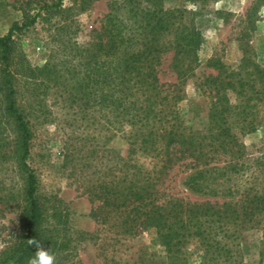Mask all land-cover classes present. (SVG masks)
Returning <instances> with one entry per match:
<instances>
[{
    "label": "trees",
    "instance_id": "trees-1",
    "mask_svg": "<svg viewBox=\"0 0 264 264\" xmlns=\"http://www.w3.org/2000/svg\"><path fill=\"white\" fill-rule=\"evenodd\" d=\"M133 1L109 0L98 24L89 27L88 41L64 47L80 66L72 71L77 79L72 100L80 102L82 111L97 110L106 129L156 159L152 168H145L106 150L104 168L93 171L86 183L87 198L94 204L91 215L97 230L123 237L154 228L166 264H188L190 243L201 252L199 264H213L232 251L228 239L264 217V173L260 189L249 188L239 198L224 201L175 194L167 180L175 168L190 169L186 187L198 191L218 162L233 167L244 157L242 135L264 124V61L257 60L247 24L237 36L239 61H207L210 71L197 83L207 102L206 121L194 126L179 103L184 82L198 64L199 28L186 20V9L141 7ZM65 2L85 8L84 0L37 1L0 35V110L15 133L9 151L24 182L17 225L0 250V264H28L36 252L27 244L32 238L54 254L55 264H84L75 260L84 233L73 227L67 207L38 192L30 157L33 130L17 90L19 77L31 69L16 36L53 18L57 30H65L72 9L64 7ZM170 52L177 73L173 82L159 76ZM8 144L0 136V160L7 156L2 148ZM260 166L264 172V158ZM4 202L0 196V206ZM108 264L117 263L112 259Z\"/></svg>",
    "mask_w": 264,
    "mask_h": 264
},
{
    "label": "rangeland",
    "instance_id": "rangeland-1",
    "mask_svg": "<svg viewBox=\"0 0 264 264\" xmlns=\"http://www.w3.org/2000/svg\"><path fill=\"white\" fill-rule=\"evenodd\" d=\"M37 1L43 0H0V35L6 33L14 21L21 20L23 12ZM108 1L84 0L83 10L78 9V4L65 2L64 7H72L64 22L65 30H57L58 24L54 23L57 19L53 18L16 36L18 48L31 69L29 74L19 77L17 89L19 104L33 130L31 162L38 179V192L67 207L73 227L84 233L76 247L75 260L84 264H108L112 259L117 264H166L154 228H146L136 237L97 230L91 215L94 204L85 192L88 178L94 176L93 171L104 168L107 163L104 154L108 149L145 168L156 164V159L130 145L122 135L106 129L97 110L82 111L80 102L73 101L70 96L77 80L72 71L80 66L78 59L68 55L64 47L88 41L89 27L98 24L107 11ZM132 4L186 9V20L199 28L198 64L193 75L184 82V97L179 103L185 119L194 126L201 127L206 121L207 102L197 83L210 71L207 61L212 58L226 64L239 61L242 52L237 36L247 24L251 27L248 34L257 60L264 61V0H156L152 3L134 0ZM172 65L170 52L159 67L162 81L177 80ZM0 136L1 142L10 141L2 148L7 156L0 160V196L5 201L0 206L1 250L17 225L20 211L17 203L21 202L24 184L17 162L9 151L15 133L1 110ZM241 141L245 155L237 165L228 167L225 161L215 163L218 169L210 178L206 174L198 191L186 187V176L192 171L175 168L167 180L169 189L190 199L219 201L237 199L249 188L260 189L264 173L260 166L264 158V124L242 135ZM228 245L232 251L214 261L215 264L264 263V217L257 225L240 231L236 239H228ZM200 253L198 247L190 243L188 264H199Z\"/></svg>",
    "mask_w": 264,
    "mask_h": 264
},
{
    "label": "clouds",
    "instance_id": "clouds-1",
    "mask_svg": "<svg viewBox=\"0 0 264 264\" xmlns=\"http://www.w3.org/2000/svg\"><path fill=\"white\" fill-rule=\"evenodd\" d=\"M28 246H35L36 252L29 259L28 264H55V256L50 250H46L40 241L35 238L27 241Z\"/></svg>",
    "mask_w": 264,
    "mask_h": 264
}]
</instances>
